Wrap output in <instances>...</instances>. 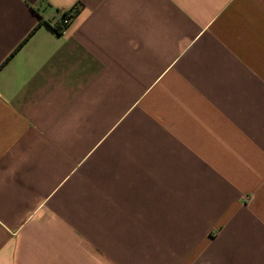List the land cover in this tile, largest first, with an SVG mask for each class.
I'll use <instances>...</instances> for the list:
<instances>
[{"label": "crops", "instance_id": "crops-1", "mask_svg": "<svg viewBox=\"0 0 264 264\" xmlns=\"http://www.w3.org/2000/svg\"><path fill=\"white\" fill-rule=\"evenodd\" d=\"M0 264H264V0H0Z\"/></svg>", "mask_w": 264, "mask_h": 264}, {"label": "built area", "instance_id": "built-area-1", "mask_svg": "<svg viewBox=\"0 0 264 264\" xmlns=\"http://www.w3.org/2000/svg\"><path fill=\"white\" fill-rule=\"evenodd\" d=\"M76 9L75 8H70L67 10H64L61 14V19L60 22L63 24V26H67L71 20L74 18V16L76 15Z\"/></svg>", "mask_w": 264, "mask_h": 264}, {"label": "trees", "instance_id": "trees-1", "mask_svg": "<svg viewBox=\"0 0 264 264\" xmlns=\"http://www.w3.org/2000/svg\"><path fill=\"white\" fill-rule=\"evenodd\" d=\"M54 29L58 32H62L64 29V26L61 22L54 24Z\"/></svg>", "mask_w": 264, "mask_h": 264}]
</instances>
